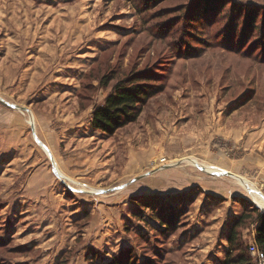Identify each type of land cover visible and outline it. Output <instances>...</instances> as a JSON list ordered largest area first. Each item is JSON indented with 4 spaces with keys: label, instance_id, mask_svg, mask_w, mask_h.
<instances>
[{
    "label": "rangeland",
    "instance_id": "rangeland-1",
    "mask_svg": "<svg viewBox=\"0 0 264 264\" xmlns=\"http://www.w3.org/2000/svg\"><path fill=\"white\" fill-rule=\"evenodd\" d=\"M152 1L0 0V264H220L264 213V0ZM140 70L164 91L94 130Z\"/></svg>",
    "mask_w": 264,
    "mask_h": 264
},
{
    "label": "trees",
    "instance_id": "trees-1",
    "mask_svg": "<svg viewBox=\"0 0 264 264\" xmlns=\"http://www.w3.org/2000/svg\"><path fill=\"white\" fill-rule=\"evenodd\" d=\"M201 3L207 4L208 0H203ZM212 4L213 0L209 1L207 6L211 7ZM208 9L212 12L211 8ZM158 77L159 75L153 70H140L117 81L104 103L95 107L92 114V128L111 137L124 127L136 123L148 101L164 91L163 86L156 84ZM158 224L160 227H171L162 220ZM247 224H255V241L264 251V213L253 209L241 215L237 223L231 227L227 237L229 249L220 264H254L248 252L249 244L241 233Z\"/></svg>",
    "mask_w": 264,
    "mask_h": 264
},
{
    "label": "built area",
    "instance_id": "built-area-1",
    "mask_svg": "<svg viewBox=\"0 0 264 264\" xmlns=\"http://www.w3.org/2000/svg\"><path fill=\"white\" fill-rule=\"evenodd\" d=\"M255 238H256V233L252 234L251 241L249 243V247H248L249 255L253 259L254 264H264V251L258 247Z\"/></svg>",
    "mask_w": 264,
    "mask_h": 264
},
{
    "label": "water",
    "instance_id": "water-1",
    "mask_svg": "<svg viewBox=\"0 0 264 264\" xmlns=\"http://www.w3.org/2000/svg\"><path fill=\"white\" fill-rule=\"evenodd\" d=\"M0 102L3 103L4 105L10 107V108H14V106H12V105L6 103L4 100H1V99H0ZM18 109H21L22 111H27L28 113H30V111H29L28 109H26V108H21V107H19ZM34 128H35L34 125H32V129H33V131H34ZM34 134H35V132H34ZM35 136H36V134H35ZM36 139H37L38 143L40 144V146H42L43 143H42L40 140H38L37 136H36ZM46 151H47L49 157L51 158V153H50V151H49L48 149H47ZM51 160H53V159L51 158ZM52 162H53V161H52ZM53 163H54V162H53ZM176 165H177V164H176ZM173 166H175V165H169L168 167H173ZM197 166L200 167V168L203 170V167H202L201 165L197 164ZM203 171H204V170H203ZM204 172H205V171H204ZM58 176H60V175H58ZM217 176H229V177L233 178V177H234V174L231 173V172H224V173L219 174V175H217Z\"/></svg>",
    "mask_w": 264,
    "mask_h": 264
},
{
    "label": "bare ground",
    "instance_id": "bare-ground-1",
    "mask_svg": "<svg viewBox=\"0 0 264 264\" xmlns=\"http://www.w3.org/2000/svg\"><path fill=\"white\" fill-rule=\"evenodd\" d=\"M192 159V158H191ZM132 160V159H131ZM195 162V160H193V161H191V163L193 164ZM131 167V166H130ZM208 171H210L207 167H205ZM236 181L239 183V184H241L243 187H245L246 188V186L242 183V181H241V179H236ZM250 189L251 190H253L254 191V189L252 188V187H250ZM251 195L253 196V192L251 193ZM257 201H258V203L262 206V207H264V198H262V197H258V199H257Z\"/></svg>",
    "mask_w": 264,
    "mask_h": 264
}]
</instances>
